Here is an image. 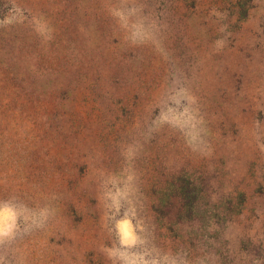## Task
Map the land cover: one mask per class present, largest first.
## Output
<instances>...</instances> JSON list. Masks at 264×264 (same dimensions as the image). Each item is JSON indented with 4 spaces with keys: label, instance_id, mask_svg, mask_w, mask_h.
Here are the masks:
<instances>
[{
    "label": "rangeland",
    "instance_id": "1",
    "mask_svg": "<svg viewBox=\"0 0 264 264\" xmlns=\"http://www.w3.org/2000/svg\"><path fill=\"white\" fill-rule=\"evenodd\" d=\"M0 264H264V0H0Z\"/></svg>",
    "mask_w": 264,
    "mask_h": 264
},
{
    "label": "clouds",
    "instance_id": "2",
    "mask_svg": "<svg viewBox=\"0 0 264 264\" xmlns=\"http://www.w3.org/2000/svg\"><path fill=\"white\" fill-rule=\"evenodd\" d=\"M117 229L121 234L122 244L131 245L135 243L132 222L130 219L124 218V219L117 221Z\"/></svg>",
    "mask_w": 264,
    "mask_h": 264
}]
</instances>
